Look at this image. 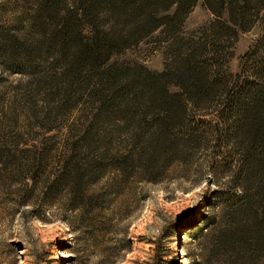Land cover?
I'll return each mask as SVG.
<instances>
[{
  "label": "rangeland",
  "instance_id": "obj_1",
  "mask_svg": "<svg viewBox=\"0 0 264 264\" xmlns=\"http://www.w3.org/2000/svg\"><path fill=\"white\" fill-rule=\"evenodd\" d=\"M38 2L0 0V264H264V248L246 260L220 249L230 218L224 195L237 186L229 154L180 132L146 164L139 153L153 119L140 109L145 94L108 108L95 80L63 76ZM213 17L198 0L176 37L159 26L107 63L160 72L168 45L197 38ZM263 22L264 6L228 48L232 74L251 63ZM195 108L183 126H206L209 106Z\"/></svg>",
  "mask_w": 264,
  "mask_h": 264
},
{
  "label": "trees",
  "instance_id": "obj_2",
  "mask_svg": "<svg viewBox=\"0 0 264 264\" xmlns=\"http://www.w3.org/2000/svg\"><path fill=\"white\" fill-rule=\"evenodd\" d=\"M197 1L39 0L37 10L61 73L95 80L100 106L121 105L128 96L136 102V91L145 94L140 109L153 119L150 141L142 147L147 151L139 153L146 164L174 146L172 136L180 132L187 142L211 141L219 154H229L230 178L237 186L224 195L230 218L219 235L220 249L246 260L247 251L248 256L261 255L264 248V22L249 54L251 63L232 74L226 62L237 33L255 24L264 0H202L213 19L197 38L170 43L171 61L160 72L107 63L159 26L176 37ZM168 83L179 90L169 93ZM200 106L210 108L206 126H183L188 111ZM77 178L81 191V176ZM56 180L60 178L52 183Z\"/></svg>",
  "mask_w": 264,
  "mask_h": 264
}]
</instances>
